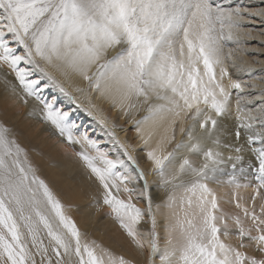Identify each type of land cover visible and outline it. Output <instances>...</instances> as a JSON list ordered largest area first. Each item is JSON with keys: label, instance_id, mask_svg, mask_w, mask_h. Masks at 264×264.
<instances>
[{"label": "snow or ice", "instance_id": "6c2138e0", "mask_svg": "<svg viewBox=\"0 0 264 264\" xmlns=\"http://www.w3.org/2000/svg\"><path fill=\"white\" fill-rule=\"evenodd\" d=\"M253 17L264 22V7L244 0H0V83L73 148L141 258L88 238L0 122V264H264V61L244 58ZM97 102L130 118L147 164ZM77 110L111 148L80 130Z\"/></svg>", "mask_w": 264, "mask_h": 264}, {"label": "bare ground", "instance_id": "6f19581e", "mask_svg": "<svg viewBox=\"0 0 264 264\" xmlns=\"http://www.w3.org/2000/svg\"><path fill=\"white\" fill-rule=\"evenodd\" d=\"M245 3L248 7H264V3H261L260 0H245ZM250 21L251 20L245 21L243 26L245 28H253L255 24H258L259 27L260 25L262 26V31H264V22H262L261 18L255 17V20L251 21L252 23H255H253V26ZM258 30L259 29L253 32L254 39L247 41L246 47L248 51L246 52L245 59L249 62L259 60L260 56L255 52L263 49L261 48L262 46L259 47V45L263 44L261 41H264V36L258 35V33L261 32V30L260 32ZM261 52L264 53V50ZM5 71L10 72V70L6 68ZM230 71H232V69H230ZM234 78L237 77L234 76ZM239 78L242 80L248 79V77L242 75L239 76ZM8 79L13 83H16L17 87H19L15 80L14 73L9 74ZM234 99L235 97H233V102ZM97 103L100 104L103 114L117 125L116 131L121 140L129 143L128 133L124 134L129 128L134 129L133 134L135 135H132V138L136 137L138 139L135 127L130 122L129 117L123 116L122 113L118 112V110L112 109L111 106L106 103ZM30 107V104L25 106L22 103H16L5 91L3 84L0 83V122L13 129L16 139L21 146L28 151L32 163L38 168L39 174L42 178L48 181L62 202L72 206L70 209V215L76 221L80 229L87 233L88 238L97 240L99 243L111 248L116 253L124 255L126 258L140 260L141 258L138 256L134 245L122 244L121 246H118V244H115L117 241L115 242L113 238L114 234H116L118 230L123 232V234L125 233L120 226L113 227V220L103 221L104 217H102L101 214L106 213L105 208L108 207L105 205L103 209L100 208L103 201L101 196L102 190L99 183L94 177L89 178V171L84 167L83 162L73 155V148L60 145L59 142H66L62 141L59 136L53 135L49 126L44 124L39 118L28 115ZM77 114H82L79 116L80 119L86 120L88 125H91L90 119H87L86 114L79 110H77ZM142 115H144L143 112L137 113V118H140ZM122 122H124V124H122ZM97 125L99 126L96 128L98 134L102 135L103 141L107 144L108 148H111L112 145L107 142V137L104 136L101 126L95 121L93 127H96ZM129 133L131 134V132ZM55 138H57L59 142L55 141ZM134 143L135 148L139 146L143 147L139 139ZM75 150H79V146H76ZM136 154L140 158L142 166L147 164L146 157H144L143 154ZM227 155L228 152L225 151V156ZM249 158L251 157L246 154V160ZM225 169L227 172L232 171L230 165H225ZM221 178L226 180L227 175H224ZM241 182H244L242 178ZM212 187L217 188L219 195L225 196L226 199H231V189L227 186L217 187L216 185H212ZM250 194V189L247 191L243 189L240 190L241 196L248 197ZM221 206L225 211H236L234 204H228L221 201ZM123 239H128L126 234Z\"/></svg>", "mask_w": 264, "mask_h": 264}, {"label": "rangeland", "instance_id": "374dc122", "mask_svg": "<svg viewBox=\"0 0 264 264\" xmlns=\"http://www.w3.org/2000/svg\"><path fill=\"white\" fill-rule=\"evenodd\" d=\"M244 4L245 5H247L246 3H245V0H244ZM249 20H251V21H253V20H255V17H253V18H250ZM250 21V22H251ZM252 23V22H251ZM254 23V22H253ZM253 23L251 24L252 26H253ZM255 24V23H254ZM257 25V26H256ZM259 27V25L258 24H255L254 25V27L253 28H255V30L257 31V29H259L258 31L260 32V30L262 31V26L260 25V27ZM260 36H264V35H260ZM259 40V39H258ZM260 41H261V38H260ZM255 46V45H254ZM260 46H262L261 48H263V49H261V50H257L255 53H257L259 56H260V58H259V60L258 61H264V53L263 52H261V51H263L264 50V43L262 44V45H259V47ZM261 54V55H260ZM246 57V53H245V56H244V58ZM261 66H264V65H261ZM49 91V96L51 97V95H57V96H59V94L58 93H55V92H52L51 90H48ZM59 104H60V106H63L66 110L68 109V108H70V107H73V106H71V105H68L67 104V102L64 100V98L63 97H59ZM85 114V113H84ZM82 114H77V111H75V112H73V119H76L77 120V122L81 125V128H80V130L81 131H88L89 132V135L90 136H92L93 138H96V139H99V140H101L102 141V147H104V148H108V146H107V144L103 141V138H102V135H99L98 134V131L96 130V128H98L99 126L97 125L96 127H93V123L95 122V120L93 119V118H91V117H89V116H87V119H90V124L91 125H88V123L86 122V120H81L80 119V117L79 116H81ZM109 118H110V116H109ZM122 124H124V122H122ZM129 132H131V134L129 133ZM133 132H134V129L133 128H129V129H127V132H125L124 134H127L128 133V139H129V144H131V145H133V146H135V141H138V139L136 138V137H134V138H132V135H135V134H133ZM55 141H58L59 142V140L57 139V138H55ZM134 141V142H133ZM60 143V145H64L65 147H69L68 146V144H66V143H64V142H59ZM142 149H143V147H136V153H138V154H143V151H142ZM74 155V154H73ZM105 207V205L104 204H101L100 205V208L101 209H103ZM106 209V213H102L101 215H102V217H104L103 218V221H105V220H113L114 221V226L113 227H118L119 226V224L109 215V212H110V210L108 209V208H105ZM123 231V230H122ZM122 233V234H121ZM116 237V238H115ZM125 237V234H123V232H121V231H117L116 232V234H114V240H115V244H118V246H121L122 244H132L131 243V240H129V238L128 239H123ZM118 239V240H117ZM127 240V241H126ZM119 241H121V242H119ZM130 241V242H129ZM133 245V244H132Z\"/></svg>", "mask_w": 264, "mask_h": 264}]
</instances>
